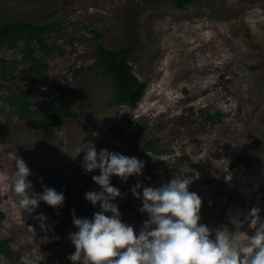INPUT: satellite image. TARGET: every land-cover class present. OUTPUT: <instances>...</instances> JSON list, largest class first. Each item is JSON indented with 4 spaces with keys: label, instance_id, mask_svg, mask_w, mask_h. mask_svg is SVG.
<instances>
[{
    "label": "rangeland",
    "instance_id": "374dc122",
    "mask_svg": "<svg viewBox=\"0 0 264 264\" xmlns=\"http://www.w3.org/2000/svg\"><path fill=\"white\" fill-rule=\"evenodd\" d=\"M13 22L59 26L29 44L22 37L0 42V172L11 174L19 157L31 170L29 195L42 193L47 180L64 202L53 208L41 201L28 214L0 183V236L21 257L0 256V264H72L73 213L91 220L100 211L85 199L101 190L92 181L99 170L82 167L91 145L144 162L141 175L126 182L110 177L121 193L111 202L137 235L148 216L132 187L139 182L142 197L144 187L177 174L193 178L188 191L201 198L199 223L209 229L235 232L230 217L243 221L254 207L264 221V0H191L183 8L173 0H0V28ZM96 32L109 49L133 48L129 63L146 85L134 108L107 103L113 83L97 66ZM28 48L46 63L47 82H38L26 118L9 94L29 83L19 72ZM12 59L19 63L7 69ZM54 95L77 114L56 127L45 121ZM146 140L159 150L154 166L140 156ZM41 213L44 229L35 219ZM239 232L241 242L242 233L254 235L247 223Z\"/></svg>",
    "mask_w": 264,
    "mask_h": 264
},
{
    "label": "clouds",
    "instance_id": "9594fccd",
    "mask_svg": "<svg viewBox=\"0 0 264 264\" xmlns=\"http://www.w3.org/2000/svg\"><path fill=\"white\" fill-rule=\"evenodd\" d=\"M57 135L62 137L63 132ZM84 153L83 170H99L92 181L101 189L86 192L85 199L93 206L99 202L100 211L91 220L77 218L73 213V226L78 230L69 234L75 248L68 257L72 264H264V221L260 220L258 208H252L243 221L236 215L230 217L235 232L225 226L209 229L199 223L201 198L188 191L192 177L177 174L160 187H144L142 197L137 191L141 188L138 182L131 192L142 200L139 211L148 219L137 235L132 226L121 221L118 205L111 202L121 193L110 185V177L115 175L126 182L132 175H141L144 162L107 149L97 153L93 145ZM14 166L11 174L0 172V183L15 194L22 212H35L41 201L53 208L63 204L64 194L53 188L44 187L42 193L30 196L32 185L27 177L31 170L19 157ZM109 212L111 216L105 215ZM35 219L44 229L46 217L41 213ZM244 223L254 230V235L242 233L244 241H237L236 234L241 233Z\"/></svg>",
    "mask_w": 264,
    "mask_h": 264
},
{
    "label": "trees",
    "instance_id": "16d2710c",
    "mask_svg": "<svg viewBox=\"0 0 264 264\" xmlns=\"http://www.w3.org/2000/svg\"><path fill=\"white\" fill-rule=\"evenodd\" d=\"M174 5L177 8H183L191 0H173ZM59 26V22L36 24L33 22H13L6 24L0 28V42L22 37L26 39V43L29 44L32 41H39L41 35L47 30H53ZM93 32V29H90ZM95 38L97 66L103 72L108 74L113 83V90L110 92L107 103L110 105H125L129 108H134L144 94L146 85L140 80V78L133 73L132 67L129 63L131 55L134 50L130 46H123L116 50L105 47L101 42V34L96 32ZM25 60L28 62L26 67L19 69L20 75L23 79L29 81L28 84L18 88L16 91H12L9 94L10 105L13 110L26 118L30 117L31 101L35 99L40 93L38 82L41 80L47 82L45 74L46 63L41 57L36 56L31 48H28L27 53L24 55ZM18 59H12L8 68H13L18 64ZM51 90V89H50ZM53 92V91H52ZM45 108V121L50 126H58L63 118L76 117L75 111L67 104L66 100L59 96H52ZM214 114L208 113L207 119H210ZM220 112H216L215 116L219 117ZM154 142L152 140H146L143 153L140 155L149 160L150 166L160 163L161 161L155 158V154L159 150H155L153 147ZM154 154L152 157H148L146 153ZM155 152V153H154ZM148 157V158H147ZM152 161L154 163H152ZM51 181V180H50ZM50 186V182L44 181L40 188ZM5 214L0 210V222L4 218ZM0 256L7 259H17L21 261V257L18 251L13 249L9 242L0 236Z\"/></svg>",
    "mask_w": 264,
    "mask_h": 264
},
{
    "label": "bare ground",
    "instance_id": "6f19581e",
    "mask_svg": "<svg viewBox=\"0 0 264 264\" xmlns=\"http://www.w3.org/2000/svg\"><path fill=\"white\" fill-rule=\"evenodd\" d=\"M211 64V63H210Z\"/></svg>",
    "mask_w": 264,
    "mask_h": 264
}]
</instances>
